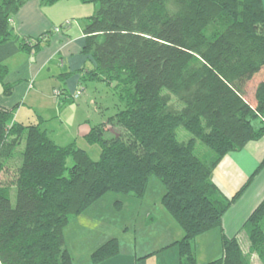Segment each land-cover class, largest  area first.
<instances>
[{
    "label": "trees",
    "instance_id": "obj_1",
    "mask_svg": "<svg viewBox=\"0 0 264 264\" xmlns=\"http://www.w3.org/2000/svg\"><path fill=\"white\" fill-rule=\"evenodd\" d=\"M27 1L0 0V43L14 37L12 19ZM79 1L99 4L84 24L91 67L83 68L79 87L106 82L118 98L117 111L86 135L101 148L94 159L0 106V264H75L65 238L71 219L108 193L143 197L152 176L165 187L162 204L184 231L176 242L180 264H199L193 240L217 228L223 254L203 264H254V253L264 264V198L236 235L222 229L224 214L264 159L232 196L212 179L228 152L264 137L263 0ZM47 35L20 45L38 48ZM170 92L183 104L179 112L168 107ZM63 93L54 90L55 97ZM181 125L190 139H178ZM198 141L213 154L198 155ZM242 240L249 241L248 251ZM119 252L113 237L90 259Z\"/></svg>",
    "mask_w": 264,
    "mask_h": 264
},
{
    "label": "crops",
    "instance_id": "obj_2",
    "mask_svg": "<svg viewBox=\"0 0 264 264\" xmlns=\"http://www.w3.org/2000/svg\"><path fill=\"white\" fill-rule=\"evenodd\" d=\"M87 4L89 3L79 0H61L52 5H45L40 0H28L19 9L12 19L14 37L0 43V106L12 110L18 122L41 123L57 143L65 145L75 142L77 146L97 159L101 148L97 144L89 143L86 135L93 125L106 120L104 110L107 106L102 103L98 105L96 97L89 92L88 81L83 85L84 90L79 98L72 102L69 100L70 95L80 86L81 76L85 72L83 68L88 65L91 67L90 57L83 52L86 43L84 24L86 18L92 15L97 7H88ZM68 19L71 20L69 25L63 26L59 31L55 30V27ZM47 33L46 40L38 48L34 45L22 48L20 45V40L26 37L35 39ZM55 88H62L64 93L55 97ZM94 88V91L97 90L96 86ZM258 143H261V140L250 142L240 150L228 152L215 167L212 179L214 175L220 176L225 187L234 194L235 189L240 188L242 182L255 172L264 159V146ZM214 181L219 185L216 180ZM147 195L148 191L141 198L134 195L115 196L119 199H114L115 202L110 203L111 209L120 213L127 212L125 216L127 220L117 224V228L110 227L112 220L107 219L103 213L102 198L94 204L95 206L92 205L83 213L73 217L72 223L81 227L77 236V246L80 251L88 250L85 255L75 258L74 252L68 246L65 233L74 263L164 264L169 256L161 255L178 247L176 242L184 235L182 229L177 228L175 239H171V234L167 233L161 239L159 237L154 244H143L141 248H138L135 234L133 238L124 237L125 240L118 235V231L125 234L131 232L130 221L136 220L140 206L146 205V223L157 221V210L162 211V209L149 206V203L145 202ZM263 198L264 166L256 174L245 193L224 214L222 219L224 233L228 236L236 235ZM101 208L102 212L99 213ZM208 233L216 238V243L209 246L211 248L209 252H202L199 257L201 261L196 252L198 261L202 263L206 262L208 256H215L214 252L218 251L217 254L221 256L223 254V248L218 247L221 245L222 230L217 228ZM113 237H117L120 241V252L93 263L90 259L92 252ZM178 255V264H180L179 251Z\"/></svg>",
    "mask_w": 264,
    "mask_h": 264
},
{
    "label": "rangeland",
    "instance_id": "obj_3",
    "mask_svg": "<svg viewBox=\"0 0 264 264\" xmlns=\"http://www.w3.org/2000/svg\"><path fill=\"white\" fill-rule=\"evenodd\" d=\"M86 6H88V7L96 6L97 9L99 8L98 3H89ZM87 84L89 86V92L92 93L91 94L92 96L96 97L95 99L97 100L98 105L102 103V104H104V106H107V109L104 110V111H106L105 119H107L110 115L114 114L117 111L115 104L118 102V98L114 94L112 86H109L104 81H88ZM95 86H96L97 90L94 91ZM167 93H168V91L164 92V94H167ZM169 97H170L169 98L170 100L168 102V107L171 110L179 112L183 108V104L181 103V101L179 100L177 95H175L171 92H170ZM255 124L259 125V123L257 121L255 122ZM176 132H177L178 139L182 140V141L188 140L193 136L192 133L182 125L177 128ZM110 135H112V134L109 132V134H107V136H110ZM260 144H262V146H264V137L261 139V143H258V145H260ZM196 153L200 156H204V154H206L205 156L208 157L211 154H213V151L209 147H207L204 143H202L201 141H198L197 146H196ZM72 163H73V161L71 159H69L68 165L71 166ZM213 179L216 180L219 183V185L221 184L220 186L222 189H224L223 190L224 193L229 194L231 196L233 195L231 193L230 189H227L225 187L220 176L214 175ZM244 183L245 182H242V185ZM236 190L237 189H235V192H236ZM147 191H148V195L146 197L145 202H148L149 206L153 205V207H155V208L160 207L162 209V211L157 210V221L155 223H146V221H145V219H146V217H145L146 205H143V206H140V208H139V212H138L139 215H138V217H136V220L132 219L130 221L129 226L131 228L130 229L131 232L129 234H125V232L121 233L118 231V233H119L118 235H120V237H122V239H124V237H125V239L133 238V234H135V237H136L137 243H138V248H141L143 244L144 245L154 244L155 241L159 237L161 239L167 233L171 234L170 235L171 239H175L177 228H178V230L182 229L180 227V225L175 221V219H172V217L169 215L170 213L167 211L165 206L161 204V197L165 192V187L163 186L162 182L160 181V179L158 177L152 176L150 178ZM123 195L121 193H108L107 195L103 196L101 199V200H103L102 204H104L102 207L104 208L103 213H105V217L107 219L112 220L110 223L111 224L110 227L112 226L111 228H117V224L122 223L123 221L127 220L125 218V216H127V212H121L120 213L117 210H112L111 206H110V203L112 201L115 202L114 199H119V197H115V196H123ZM117 204H118V202H116V205ZM101 212H102V208L99 210V213H101ZM88 221L91 222V220H88ZM80 228L81 227H78V225L76 223H72V219H71L70 223L68 224V226L65 229L68 246L74 252L75 258L80 257V255H85L86 252L88 251V250L80 251V248L77 246V243H78V237L77 236H78V233L80 232ZM133 229H135V230H133ZM215 239L211 233L206 232L204 234L199 235L198 237H196L193 240L192 244H193L195 253L197 252L198 259L201 256L202 252L205 253L206 251L209 252L211 250V248L209 246L211 244L216 243ZM242 243H243L242 245H243L244 249L246 251H248L249 241L248 240L247 241L242 240ZM198 244H199V247H198ZM218 247L223 248L222 240H221V245ZM219 248H217V250H220ZM178 251H179L178 247H175L173 249H170V251L166 252L165 254H162L161 256H169V258L166 259L165 262H163V260H162V262L164 264H178V258H179ZM217 253H218V251L214 252L213 255H215V256H208V258H206V260H205L206 262H203V263H207L211 259H215L217 257H220L221 254H217ZM217 255H219V256H217ZM212 257H214V258H212ZM162 258L165 259V257H162ZM252 260H253L254 264H262V262L260 261L258 255L256 253H254L252 255ZM199 261H201V260L199 259ZM203 263L199 262V264H203Z\"/></svg>",
    "mask_w": 264,
    "mask_h": 264
},
{
    "label": "built area",
    "instance_id": "obj_4",
    "mask_svg": "<svg viewBox=\"0 0 264 264\" xmlns=\"http://www.w3.org/2000/svg\"><path fill=\"white\" fill-rule=\"evenodd\" d=\"M82 88H83V87H79V88L76 90V92H75L74 94H72V96H73V97H79V96L82 94V92H83ZM55 93L58 95V94L60 93V91H59V90H56Z\"/></svg>",
    "mask_w": 264,
    "mask_h": 264
},
{
    "label": "water",
    "instance_id": "obj_5",
    "mask_svg": "<svg viewBox=\"0 0 264 264\" xmlns=\"http://www.w3.org/2000/svg\"><path fill=\"white\" fill-rule=\"evenodd\" d=\"M10 28H13V26H11Z\"/></svg>",
    "mask_w": 264,
    "mask_h": 264
}]
</instances>
